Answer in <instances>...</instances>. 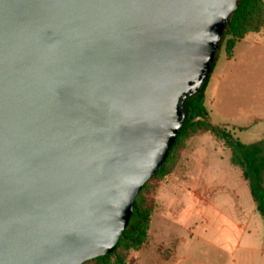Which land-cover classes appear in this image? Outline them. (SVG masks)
I'll list each match as a JSON object with an SVG mask.
<instances>
[{
    "label": "water",
    "instance_id": "water-1",
    "mask_svg": "<svg viewBox=\"0 0 264 264\" xmlns=\"http://www.w3.org/2000/svg\"><path fill=\"white\" fill-rule=\"evenodd\" d=\"M240 0H0V264L113 254Z\"/></svg>",
    "mask_w": 264,
    "mask_h": 264
},
{
    "label": "rangeland",
    "instance_id": "rangeland-1",
    "mask_svg": "<svg viewBox=\"0 0 264 264\" xmlns=\"http://www.w3.org/2000/svg\"><path fill=\"white\" fill-rule=\"evenodd\" d=\"M204 103L212 125L232 131L245 145L261 144L264 149V31L240 41L231 60L226 57L225 44L221 46ZM230 158L231 152L222 141L210 133H198L188 141L171 175L151 182L153 218L163 210L174 215L180 226L175 228L178 236L188 237L186 226L197 222L192 213L197 199L213 204L208 210L209 224L204 222L199 238L186 248L191 260L185 264H264L257 251L244 249L236 230L230 187L247 188L248 182ZM199 205L198 210L203 204ZM257 217L263 228V218L258 213ZM150 248L149 240L147 248L132 254L134 264H142L139 256L149 254ZM257 250L263 252V248ZM156 253L166 260L171 256L164 245H159Z\"/></svg>",
    "mask_w": 264,
    "mask_h": 264
},
{
    "label": "trees",
    "instance_id": "trees-1",
    "mask_svg": "<svg viewBox=\"0 0 264 264\" xmlns=\"http://www.w3.org/2000/svg\"><path fill=\"white\" fill-rule=\"evenodd\" d=\"M264 31V0H240L238 9L231 16L229 29L224 33L226 57L234 58L238 43L251 34ZM216 62V61H215ZM209 84V82H208ZM205 88L185 102L186 120L159 172L141 189L135 200L134 212L128 228L124 231L116 251L85 264H134L132 254L149 245V231L155 208L149 198L151 182L167 178L179 163L181 153L190 138L198 133H210L222 141L231 152V164L240 169L248 182L258 213L264 220V149L261 144L245 145L225 127L214 126L205 107Z\"/></svg>",
    "mask_w": 264,
    "mask_h": 264
},
{
    "label": "crops",
    "instance_id": "crops-1",
    "mask_svg": "<svg viewBox=\"0 0 264 264\" xmlns=\"http://www.w3.org/2000/svg\"><path fill=\"white\" fill-rule=\"evenodd\" d=\"M230 188L233 192L232 197L235 200L234 212L237 216L235 226L241 236L240 242L243 243L244 249L247 251H257L261 257H264V227L262 228V224L257 217L258 211L249 184L247 188L244 186L239 188L237 185H233ZM203 201L202 199H197L195 202L192 213L196 216L197 222L186 226L188 227V230L185 229L188 237L178 236L175 232V228L180 226L174 215L166 214V210L156 215L151 222L149 231L151 243L149 254H144L145 252H143V256H139L138 261L142 264H185L188 260H191V256L186 248L193 244L194 239L199 238L198 232L201 228L203 229L204 222H206V225L209 224V209L213 208V204L204 203ZM201 203L203 205L198 210V205ZM159 245H164L167 249L171 250V256L168 260L162 259L156 253ZM257 247L263 248V252L257 250Z\"/></svg>",
    "mask_w": 264,
    "mask_h": 264
}]
</instances>
